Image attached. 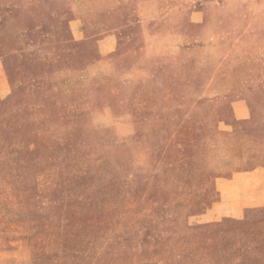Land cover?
<instances>
[{"label": "rangeland", "instance_id": "374dc122", "mask_svg": "<svg viewBox=\"0 0 264 264\" xmlns=\"http://www.w3.org/2000/svg\"><path fill=\"white\" fill-rule=\"evenodd\" d=\"M263 74L264 0H0V249L26 244L32 264H264L262 176L221 183L264 150ZM211 77L237 89L213 98ZM220 130L238 139L215 145Z\"/></svg>", "mask_w": 264, "mask_h": 264}, {"label": "crops", "instance_id": "0c3cea01", "mask_svg": "<svg viewBox=\"0 0 264 264\" xmlns=\"http://www.w3.org/2000/svg\"><path fill=\"white\" fill-rule=\"evenodd\" d=\"M151 1H155V0H151ZM152 6H154V8ZM151 7H152L151 10H154L152 12H158V15L154 14L151 17H149L148 20H146L148 24L146 22L145 23L149 27V30H153L152 27H154V25L158 24L159 20H161L163 18V16L160 15L159 13L164 11V7L160 8L159 5L151 4ZM139 17L140 18H138V21L144 22L142 16H139ZM152 34H154V35H152L151 38H155V37L159 38L161 36L168 37V38H176L177 36H183L184 35L183 32H180V31H167V32H161V33L159 31H154V33H152ZM104 40L105 39H103V42H105L104 43V47H106L107 41H104ZM106 40H107V37H106ZM169 45L170 46H168L166 44L165 51L156 52V53L153 52L154 54L152 53L151 55L160 56V55H167V54H169V55L170 54H176V53L179 52L180 48L184 46L183 43H180V42H178L177 45L176 44L172 45L171 43ZM197 46H202V44H198ZM104 49H105L104 50L105 54L106 53H110L112 51L111 47L104 48ZM154 50H156V48H154ZM152 57H154V56H152ZM106 59L107 60H111L112 59V55H106ZM200 61L201 60H199V62ZM202 63L205 66L206 59H205V61H202ZM99 75H108V74H107V72L103 71V74H99ZM263 77H264V74H263ZM213 80H214V77H211L206 82V84L212 82L214 84L215 89L219 88L218 91L213 92L214 95L211 96L213 98L214 97L215 98L218 97L220 94L223 95V94L232 93V92H234V90L237 89L236 86H234V84H230L231 86H228L227 85V81L225 82L224 80H218V81L217 80L213 81ZM263 82H264V79H263ZM203 91H204L203 89L200 90V95H199L200 98L208 97V96L204 95ZM262 91L264 92V83L262 85ZM243 109H244V105L242 103H240V102H235V103L232 104V114L234 115L235 119L248 117L247 115L244 116L243 111H241ZM240 113L243 116H240ZM221 123H223V122H221ZM215 124H217V123H215ZM222 126H224L225 130H228L227 129L228 126H229L228 124H223ZM223 132H224V134H223ZM222 135H224V137H229V136H230V138L234 137L235 140L238 139V134L236 132H233V131L227 132V131L220 130V131H217L213 135V137L211 138L212 142H214L215 145H216L217 140ZM229 156H230L229 160L231 162H232L233 159L240 160V157H239L238 154H237V158L236 157L232 158V156H234V154H232V153H230ZM258 159H259L258 162L251 163L249 157L248 156L246 157L244 155V157L242 159V160H244V165H253L254 169L252 171H250V172H247V173H239L240 171L230 168V171H232V172L234 171L233 172L234 174L228 179H223L221 181V183L226 188H238L239 187V189H242V188H244L241 185L243 183L242 179L248 178V177H246V175L250 174L249 175V180H251L252 177H254V176H260V175L262 176V179L264 180V150L262 151V154L259 155ZM234 182L237 183V184L234 185ZM253 187H256V186H253ZM257 187H262V186L258 185ZM263 187H264V184H263ZM238 203L239 202L237 201V204ZM244 205L245 204H243L242 207ZM253 205H264V202L253 204ZM0 264H32L31 250H30L29 246L26 245V244H18V245L12 246V247H7V248L0 249Z\"/></svg>", "mask_w": 264, "mask_h": 264}, {"label": "trees", "instance_id": "16d2710c", "mask_svg": "<svg viewBox=\"0 0 264 264\" xmlns=\"http://www.w3.org/2000/svg\"><path fill=\"white\" fill-rule=\"evenodd\" d=\"M259 223H261L262 225H264V218L263 217L259 220Z\"/></svg>", "mask_w": 264, "mask_h": 264}]
</instances>
